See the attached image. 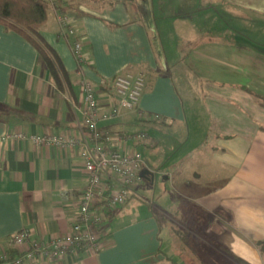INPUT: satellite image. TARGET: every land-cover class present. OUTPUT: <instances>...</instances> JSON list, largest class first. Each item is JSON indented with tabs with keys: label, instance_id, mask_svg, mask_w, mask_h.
Listing matches in <instances>:
<instances>
[{
	"label": "crops",
	"instance_id": "1",
	"mask_svg": "<svg viewBox=\"0 0 264 264\" xmlns=\"http://www.w3.org/2000/svg\"><path fill=\"white\" fill-rule=\"evenodd\" d=\"M45 1L40 33L70 73L71 88L61 89L34 44L0 22V256L20 254L24 248H13L10 238L22 229L44 241L71 231L87 184L80 154L91 146L78 71L92 81L104 109L117 103L118 74L144 72L139 106L99 127L122 151L149 148L147 157L141 154L154 173L155 149L173 152L190 137L204 139L216 161L207 172L216 190L196 204L168 197L166 210L135 196L137 184L125 204L103 206L98 252L84 248L23 264H264V107L252 95L264 96V0ZM61 10L81 36L82 63L57 19ZM138 131L154 144L119 140ZM14 132L81 142L37 145ZM181 162L164 179L190 186L201 175H184Z\"/></svg>",
	"mask_w": 264,
	"mask_h": 264
},
{
	"label": "built area",
	"instance_id": "2",
	"mask_svg": "<svg viewBox=\"0 0 264 264\" xmlns=\"http://www.w3.org/2000/svg\"><path fill=\"white\" fill-rule=\"evenodd\" d=\"M61 0H50L56 5ZM57 19L64 34L75 35V27L67 13L58 11ZM73 53L82 63L86 60L82 52V41L73 42ZM84 92L83 127L89 133L91 146L85 145L81 151L87 172V184L80 195L76 219L71 231L49 241L32 240L28 229H22L10 238L11 246L17 250L24 248L20 254L11 257L9 252L0 256V264H23L25 260L39 257L57 258L81 249L98 252L101 248L100 227L103 222V206L114 210L126 203L134 187L143 179L142 171L146 162L139 150L122 151L114 144V137L104 133L99 127L100 121H107L119 115L122 109H136L146 87V74L123 73L114 79V91L117 103L109 108L99 105L92 81L81 71L77 73ZM160 115H154V121H161ZM19 140H30L37 145H56L72 148L81 142L76 136L62 134L35 135L14 132L10 135ZM122 142L137 145L154 144L152 137L145 131H138L121 137ZM112 177L115 181H111Z\"/></svg>",
	"mask_w": 264,
	"mask_h": 264
},
{
	"label": "rangeland",
	"instance_id": "3",
	"mask_svg": "<svg viewBox=\"0 0 264 264\" xmlns=\"http://www.w3.org/2000/svg\"><path fill=\"white\" fill-rule=\"evenodd\" d=\"M262 40L264 39L262 38ZM261 124L262 125L260 126L263 129L264 123L262 122ZM203 140L198 137H190L186 145L176 149L173 152H171L169 148L165 147L155 149V151H153V154L157 159L154 167L156 173L155 177L149 182L146 179H142L138 183V192L135 194V196H141L142 200L146 204H150L152 206L157 205L158 207H163L168 210L166 208V198L168 197L173 196L176 198H183L186 203L191 202V204H196L199 202V197L205 194L204 192L216 190V187H214L211 182L217 181L207 180V172H210L214 169L216 161L212 158V149L209 146H206V144L203 143ZM141 150L145 157H147L151 152V150H149L147 147L142 148ZM218 153L222 154L223 152L222 150H219ZM178 159H183V162H181L179 168H182V173L184 175H190L193 174L194 171H198V173L201 175V178H197V176L192 177L193 183L190 186L185 187L178 186L177 182L174 181L173 178L165 180L164 175L166 173H170L171 171L174 172L175 162ZM210 162L212 164H210ZM232 172H234V170L229 171L230 175ZM229 177L231 178V176ZM201 240H204V237H202ZM202 252H205L204 249L199 251V254Z\"/></svg>",
	"mask_w": 264,
	"mask_h": 264
},
{
	"label": "trees",
	"instance_id": "4",
	"mask_svg": "<svg viewBox=\"0 0 264 264\" xmlns=\"http://www.w3.org/2000/svg\"><path fill=\"white\" fill-rule=\"evenodd\" d=\"M48 7L45 0H0V22L28 38L37 48L40 59L47 65L56 84L61 89H70V73L64 68L56 51L40 33V29L47 19ZM64 36L67 40L73 38L71 42L69 41L72 48L73 42L77 38H81L79 34L65 33ZM252 95L264 107V96L254 92ZM12 253L10 252V256H13ZM237 261L241 264H249L242 259H237Z\"/></svg>",
	"mask_w": 264,
	"mask_h": 264
},
{
	"label": "water",
	"instance_id": "5",
	"mask_svg": "<svg viewBox=\"0 0 264 264\" xmlns=\"http://www.w3.org/2000/svg\"><path fill=\"white\" fill-rule=\"evenodd\" d=\"M149 166H150V164L148 163V165H146V167L143 169V171H142L143 177H147L148 175L154 177L155 173L150 170Z\"/></svg>",
	"mask_w": 264,
	"mask_h": 264
}]
</instances>
